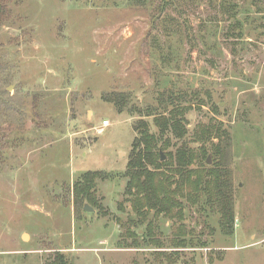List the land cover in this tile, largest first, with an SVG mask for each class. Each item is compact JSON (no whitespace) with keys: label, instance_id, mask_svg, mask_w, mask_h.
<instances>
[{"label":"rangeland","instance_id":"374dc122","mask_svg":"<svg viewBox=\"0 0 264 264\" xmlns=\"http://www.w3.org/2000/svg\"><path fill=\"white\" fill-rule=\"evenodd\" d=\"M170 91L188 108L171 143L206 151L195 169L228 174L224 225L203 199L140 219L124 192L131 106ZM112 93L130 96L122 112ZM55 253L70 264H264V0H0V264Z\"/></svg>","mask_w":264,"mask_h":264},{"label":"trees","instance_id":"16d2710c","mask_svg":"<svg viewBox=\"0 0 264 264\" xmlns=\"http://www.w3.org/2000/svg\"><path fill=\"white\" fill-rule=\"evenodd\" d=\"M166 94H159L155 107L141 109L131 106L130 109L140 117L133 124L135 136L125 172L128 180L124 192L129 197L131 208L140 219H145L150 212L173 216L182 210L183 198L194 205L203 199L211 211L221 206H218L219 222L224 225L223 221L232 218L228 174L218 164L217 167L206 165L195 169V158L199 155L204 159L206 151L201 147L195 154L185 144L171 143V139L179 141L186 135L188 108L182 100L186 96L183 92ZM192 94L197 95L196 92ZM111 97L105 96V99L113 103L118 112L127 108L130 96L126 99L121 93H112ZM151 116L150 125L145 119ZM161 152H165L167 159L164 161L160 159ZM218 152L216 146L212 154L217 156ZM96 176L97 173L87 174L85 183L92 182ZM53 258L49 264H70L59 253H55Z\"/></svg>","mask_w":264,"mask_h":264},{"label":"water","instance_id":"95a60500","mask_svg":"<svg viewBox=\"0 0 264 264\" xmlns=\"http://www.w3.org/2000/svg\"><path fill=\"white\" fill-rule=\"evenodd\" d=\"M160 159H161V161H164L165 160V158H164V156L160 153ZM207 164H210V158L207 160ZM84 210H92L90 207H88V205H86V206H84Z\"/></svg>","mask_w":264,"mask_h":264},{"label":"built area","instance_id":"2783aa9c","mask_svg":"<svg viewBox=\"0 0 264 264\" xmlns=\"http://www.w3.org/2000/svg\"><path fill=\"white\" fill-rule=\"evenodd\" d=\"M107 124H108L107 121L103 122L102 127H105ZM101 131H103L102 128L98 131V133H100Z\"/></svg>","mask_w":264,"mask_h":264}]
</instances>
